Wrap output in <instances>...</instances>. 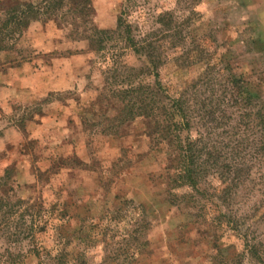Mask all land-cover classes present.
<instances>
[{
  "label": "rangeland",
  "instance_id": "rangeland-1",
  "mask_svg": "<svg viewBox=\"0 0 264 264\" xmlns=\"http://www.w3.org/2000/svg\"><path fill=\"white\" fill-rule=\"evenodd\" d=\"M19 1L38 4L41 0ZM92 6L94 22L102 29L114 28L120 11L127 6V21L138 28H134L136 36L158 25H154L157 13L175 11L179 21L191 23L190 30L196 37L207 38L199 43L195 40L192 46L202 52L201 60L208 55L203 62L212 52L225 54L233 73L259 83L264 95V0H92ZM70 29L57 28L52 21L32 22L13 49L0 53V180L10 186L12 199L28 202V211L34 201L46 209L63 208L69 233L79 228L83 217L105 224L104 245L113 231L121 232L108 225L116 205L128 201L137 207L142 204L151 218L147 232L150 264H212L213 251L207 242L218 236L217 226L210 222L217 223L212 217L219 205L223 211L231 208L245 217L240 230L235 231L247 242L264 240V159L256 161L250 151L246 166L251 173L248 179L234 180L241 184L233 203L228 198L216 199V189L221 186L215 179L201 186L194 200L204 210L195 208L199 203L194 204L193 222H189V212L182 205L173 207L166 200V147L155 149L149 143L142 118L127 121L112 134L117 100L106 92L103 102L96 103L104 84L103 56L91 52L86 42L76 40ZM182 29L186 31L185 24ZM115 50L106 55L111 58L117 47ZM122 51L120 48V54ZM192 56L196 59L190 66L177 68L172 62L162 66V81L180 92L205 75V64L196 52ZM123 60L126 71L141 66L132 54ZM202 91L197 87L189 93L196 97ZM225 104L230 103L224 101L222 106ZM210 108L216 114L203 122L207 129L200 127L199 132L204 133V141L222 145L230 138V128L240 125L228 122L220 107ZM231 111L226 109L225 116ZM196 131L193 128V137H197ZM247 137L252 143L257 137L252 125ZM220 161L225 163L223 153ZM188 191L177 190L181 195ZM205 213L210 217L207 221ZM17 225L22 226L17 231L19 243L10 244L0 235V264H37L29 252L30 218L26 215ZM229 235L223 233L221 243L236 245ZM103 246L88 247L86 252L91 259L99 260Z\"/></svg>",
  "mask_w": 264,
  "mask_h": 264
},
{
  "label": "trees",
  "instance_id": "trees-1",
  "mask_svg": "<svg viewBox=\"0 0 264 264\" xmlns=\"http://www.w3.org/2000/svg\"><path fill=\"white\" fill-rule=\"evenodd\" d=\"M126 7L120 11L114 28L102 29L94 22L92 0H41L38 4L0 0V53L13 49L30 23L41 20L42 23L52 21L57 28L70 27L76 40L86 42L91 52L102 55L104 84L96 103L103 102L106 92L117 100L115 108H118V112L112 119L116 123L111 126L112 134L115 135L118 128L127 121L143 119L144 133L149 143L155 149L165 146L168 152L164 176L166 200L173 207L182 205L189 212V222H193L191 210L194 204L199 203L194 200V194L200 192L201 186L206 187L211 179H215L221 186V189H216V199L224 201L228 198L233 203L241 184H236L234 180L240 177L248 179L251 173L246 166L250 151H253L255 160L263 161L264 95L259 83L251 81L244 74L233 73L225 54L212 52L211 57L203 62L208 55L201 60L202 52L192 46L195 40H199L196 42L199 43L207 38L200 40V37H196L190 30L191 23L185 19L183 23L179 21L175 11L157 13L154 25H158L144 35L138 33L136 36L134 28H138L128 23ZM184 24L186 31L182 29ZM159 26L164 28L161 30ZM116 47L118 51L111 58L106 55ZM119 47L123 50L121 54ZM195 52L206 66L205 75L180 92L162 81V66L169 62L177 68L182 65L190 66L196 59L192 56ZM128 54H132L141 66L126 71L127 65L123 59ZM149 78L152 79L151 82H147ZM197 87L203 90L201 96L191 97L190 89ZM215 96L219 98L215 100ZM224 101L230 104L222 106ZM211 105L220 107L224 112L232 109L230 116H225L226 113L222 112L224 118L228 122L237 121L243 127H231L227 133L230 138L218 146L204 141V133L199 132L200 127H207L203 122L209 117L214 118L216 114L210 108ZM251 125L257 131L253 143L247 137ZM193 128L198 131L197 137H193ZM222 153L224 164L220 161ZM184 188L189 191L178 194L177 190ZM10 189V186L0 180V235L10 244L16 241L19 243L17 231L22 226L17 223L27 215L30 218L28 239L32 246L29 252L37 259V264H150L151 242L147 238V232L151 227V218L142 204L137 207L132 201H128L122 206L116 205L108 225L121 232L117 234L113 231L111 236L106 237L104 245L103 237L107 233L105 224L90 222L92 220L83 217L79 228L74 233H69L65 226L67 214L63 208L46 209L39 201H34L31 211H28L25 208L28 202L13 200L9 194ZM220 193H223L221 197ZM221 205L225 209L224 203ZM195 208L204 210L200 203ZM207 214L205 213L204 218L206 221L210 218ZM236 216L238 213L232 212L231 208L226 212L219 205L212 217L217 223L212 224L209 220L210 225L218 228V236L207 242L213 251L211 263L245 264L247 260L248 264H264V240L258 238L257 241L247 242L245 237L235 231L240 230L245 217L238 216L237 221L232 222ZM12 217L13 220H10ZM207 226L209 227L208 224ZM223 233L232 234L228 238L234 239L237 244H222L220 237ZM42 235L48 238L43 240ZM98 244L104 245V252L95 261L88 256L86 248H93ZM235 247H240L241 250H236ZM218 256L219 259L213 261Z\"/></svg>",
  "mask_w": 264,
  "mask_h": 264
}]
</instances>
